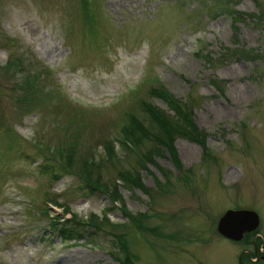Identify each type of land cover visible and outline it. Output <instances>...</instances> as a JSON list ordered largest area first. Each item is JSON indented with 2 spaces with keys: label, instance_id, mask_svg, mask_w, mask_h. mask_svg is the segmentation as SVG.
I'll return each mask as SVG.
<instances>
[{
  "label": "rangeland",
  "instance_id": "obj_1",
  "mask_svg": "<svg viewBox=\"0 0 264 264\" xmlns=\"http://www.w3.org/2000/svg\"><path fill=\"white\" fill-rule=\"evenodd\" d=\"M150 86L190 106L208 157L175 136L179 167L166 151L141 167L153 143L119 142L131 115L150 125L143 103L171 114ZM84 159L117 201L86 186ZM227 208L264 227V0H0V264H122L116 234L124 264H235L241 246L215 231ZM90 213L108 221L60 240Z\"/></svg>",
  "mask_w": 264,
  "mask_h": 264
},
{
  "label": "trees",
  "instance_id": "obj_2",
  "mask_svg": "<svg viewBox=\"0 0 264 264\" xmlns=\"http://www.w3.org/2000/svg\"><path fill=\"white\" fill-rule=\"evenodd\" d=\"M148 94L150 96H156L161 99L162 102L171 111V114H168L166 111L159 109L152 104L143 103L142 109L147 114L150 125L147 126V124L139 121V119H137V117H135L134 115H131L127 119L126 124L121 128V141L119 140L121 144L135 147L138 144H141L142 141L149 140L153 143L150 148H145L141 151L140 156L138 157L139 161H137V163L141 167H145L148 162H154L153 156L155 154L160 155L163 151H166L174 166L179 167L176 150L173 145V138L175 136H181L197 143L202 150V155L208 157L209 154L204 144L206 133L203 131V129H199L193 122L190 106L186 102L175 98L162 86H150ZM105 149L108 157L113 155V157H110V160L115 158L112 146L106 144ZM66 154L67 156L65 158V162H61L59 164H61L65 168H69L70 170H72V153L68 151L66 152ZM100 164L101 161L93 163V159H84L79 170H82V172H84L82 178L84 179V183L89 187L90 190H99L105 193L110 201L114 203L120 197L117 186L115 184L108 186L107 183L100 180V177L98 175H94L91 172L92 170L89 168L91 165L95 166L98 169ZM46 169L49 171L48 168ZM158 172L160 175L166 177L165 172H162L159 169ZM117 175L124 183L132 186H137L144 193L149 195V191L146 187L143 186L138 172H131L127 169H118ZM158 185H160V183ZM119 208L122 214L127 217L128 222H130L135 227V230L143 231V229H154V227L150 229L144 226L143 219L145 218V213L131 214L128 210L125 209L122 204H120ZM102 220L108 221L106 218H103ZM102 220L97 221L93 213H90L87 221L76 219L75 216L70 215L56 227L55 231L60 237V240H75L81 237V233L82 231H84V228L88 230L90 228L96 229L100 227V222H102ZM111 224L113 226L117 225V223ZM114 237L118 242L119 248L124 252L123 259L120 262L124 264V260H126V258L129 260L131 259V256L127 251L126 242L122 234H116L114 235Z\"/></svg>",
  "mask_w": 264,
  "mask_h": 264
},
{
  "label": "water",
  "instance_id": "obj_3",
  "mask_svg": "<svg viewBox=\"0 0 264 264\" xmlns=\"http://www.w3.org/2000/svg\"><path fill=\"white\" fill-rule=\"evenodd\" d=\"M258 225V215L252 209H226L218 218L215 230L232 240H239L244 232L254 230Z\"/></svg>",
  "mask_w": 264,
  "mask_h": 264
},
{
  "label": "flooded vegetation",
  "instance_id": "obj_4",
  "mask_svg": "<svg viewBox=\"0 0 264 264\" xmlns=\"http://www.w3.org/2000/svg\"><path fill=\"white\" fill-rule=\"evenodd\" d=\"M216 236L241 246L235 264H264V227L260 225V221L254 230L244 232L239 240L229 239L217 232Z\"/></svg>",
  "mask_w": 264,
  "mask_h": 264
}]
</instances>
